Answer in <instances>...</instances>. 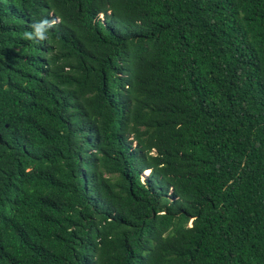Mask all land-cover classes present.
I'll use <instances>...</instances> for the list:
<instances>
[{
    "label": "trees",
    "instance_id": "16d2710c",
    "mask_svg": "<svg viewBox=\"0 0 264 264\" xmlns=\"http://www.w3.org/2000/svg\"><path fill=\"white\" fill-rule=\"evenodd\" d=\"M0 264H264V0H0Z\"/></svg>",
    "mask_w": 264,
    "mask_h": 264
}]
</instances>
